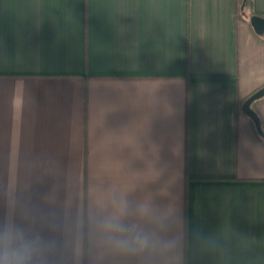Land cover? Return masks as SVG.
Wrapping results in <instances>:
<instances>
[{
	"label": "crops",
	"instance_id": "obj_1",
	"mask_svg": "<svg viewBox=\"0 0 264 264\" xmlns=\"http://www.w3.org/2000/svg\"><path fill=\"white\" fill-rule=\"evenodd\" d=\"M240 2L0 0V221L52 241L47 264H264V135L241 110L264 35ZM121 206L172 249H104Z\"/></svg>",
	"mask_w": 264,
	"mask_h": 264
},
{
	"label": "clouds",
	"instance_id": "obj_2",
	"mask_svg": "<svg viewBox=\"0 0 264 264\" xmlns=\"http://www.w3.org/2000/svg\"><path fill=\"white\" fill-rule=\"evenodd\" d=\"M141 211H146L141 208ZM98 243L106 250L141 261L164 257L174 246L172 241L161 240L137 225L127 222L123 206L96 219ZM54 243L39 233L30 231L12 220L0 221V264H47Z\"/></svg>",
	"mask_w": 264,
	"mask_h": 264
},
{
	"label": "water",
	"instance_id": "obj_3",
	"mask_svg": "<svg viewBox=\"0 0 264 264\" xmlns=\"http://www.w3.org/2000/svg\"><path fill=\"white\" fill-rule=\"evenodd\" d=\"M248 0H243L242 8L244 9ZM251 24L254 27L255 31L260 34L264 35V17L260 15H254L250 18ZM264 98V86L254 92L251 96H249L243 104L242 111L245 115L250 117L258 130V132L264 135L263 127L261 119L258 113L253 108L254 102Z\"/></svg>",
	"mask_w": 264,
	"mask_h": 264
},
{
	"label": "trees",
	"instance_id": "obj_4",
	"mask_svg": "<svg viewBox=\"0 0 264 264\" xmlns=\"http://www.w3.org/2000/svg\"><path fill=\"white\" fill-rule=\"evenodd\" d=\"M242 3H243V0H241L240 5L238 7L239 18L248 19L254 15H257L253 9V0H248L244 9H242ZM256 102H254V105L256 104ZM243 104H244V101L241 103V110H242Z\"/></svg>",
	"mask_w": 264,
	"mask_h": 264
}]
</instances>
